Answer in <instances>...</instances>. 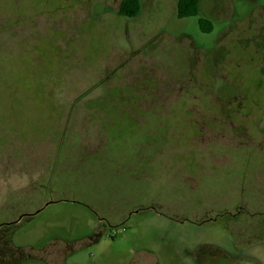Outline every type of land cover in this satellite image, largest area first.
<instances>
[{
    "label": "rangeland",
    "instance_id": "rangeland-1",
    "mask_svg": "<svg viewBox=\"0 0 264 264\" xmlns=\"http://www.w3.org/2000/svg\"><path fill=\"white\" fill-rule=\"evenodd\" d=\"M178 1L0 0V264H264V0Z\"/></svg>",
    "mask_w": 264,
    "mask_h": 264
},
{
    "label": "trees",
    "instance_id": "trees-1",
    "mask_svg": "<svg viewBox=\"0 0 264 264\" xmlns=\"http://www.w3.org/2000/svg\"><path fill=\"white\" fill-rule=\"evenodd\" d=\"M141 0H121L118 14L125 17H135L141 10ZM201 9V0H179L177 4V15L179 18L198 16ZM200 29L204 32H212L214 23L207 17H200L198 19ZM219 215L221 213H218ZM217 214V215H218ZM215 216H204L203 218H195L197 221H207L214 219Z\"/></svg>",
    "mask_w": 264,
    "mask_h": 264
}]
</instances>
